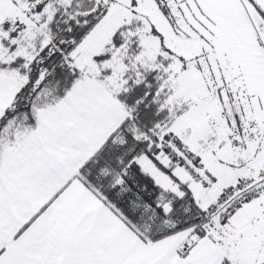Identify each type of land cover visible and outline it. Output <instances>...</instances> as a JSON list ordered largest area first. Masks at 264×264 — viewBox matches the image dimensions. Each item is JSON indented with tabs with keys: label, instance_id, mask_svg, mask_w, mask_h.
Wrapping results in <instances>:
<instances>
[{
	"label": "snow or ice",
	"instance_id": "6c2138e0",
	"mask_svg": "<svg viewBox=\"0 0 264 264\" xmlns=\"http://www.w3.org/2000/svg\"><path fill=\"white\" fill-rule=\"evenodd\" d=\"M0 264H264V0H0Z\"/></svg>",
	"mask_w": 264,
	"mask_h": 264
}]
</instances>
